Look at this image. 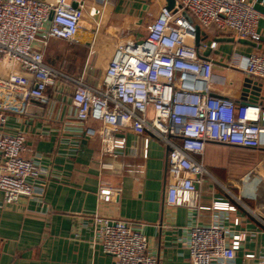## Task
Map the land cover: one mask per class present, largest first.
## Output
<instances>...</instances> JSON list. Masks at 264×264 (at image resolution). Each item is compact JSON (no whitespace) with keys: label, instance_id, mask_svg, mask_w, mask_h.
I'll return each mask as SVG.
<instances>
[{"label":"built area","instance_id":"1","mask_svg":"<svg viewBox=\"0 0 264 264\" xmlns=\"http://www.w3.org/2000/svg\"><path fill=\"white\" fill-rule=\"evenodd\" d=\"M110 1L0 0V189L4 202L15 203L23 196L43 200L46 187L39 180L42 167L23 154L25 134L2 130L8 111H27L33 101L48 103L49 86L57 94L70 90L77 119L85 125L86 134L100 137L104 154L116 156L125 147L124 129L146 135L145 154L148 132L157 134L168 147L167 204L219 212L209 225L188 227L184 242L193 264H236L241 250L246 262L264 264L262 208L224 186L222 194L214 193L210 205L200 203V184L211 176L203 157L206 142L263 153L264 107L259 101L237 102L215 94L213 83L225 80L216 75L212 54L205 52L214 53L219 41L201 35L196 45L197 25L204 29L215 24L220 31H233L239 37H258V21L264 14L252 0L164 4L144 35L138 38L137 30L123 32L99 86L87 80L85 70L73 75L47 62L45 49L51 38L77 41L87 8L96 5L94 14L100 15ZM244 69L264 82V53L247 56ZM255 168L264 180V158ZM213 180L214 186L218 181ZM119 193L118 187L99 190L105 200ZM224 194L232 200L224 199ZM93 238L112 256L109 264H159V254L149 248L147 236L127 219L94 214ZM248 242L256 247H246Z\"/></svg>","mask_w":264,"mask_h":264},{"label":"crops","instance_id":"2","mask_svg":"<svg viewBox=\"0 0 264 264\" xmlns=\"http://www.w3.org/2000/svg\"><path fill=\"white\" fill-rule=\"evenodd\" d=\"M169 1L152 0L143 9V3L137 0H111L102 6L100 15L94 14L98 9L96 5L89 6L88 10H94V20L100 18L116 30L114 34L120 33L114 52L124 31L137 30V23L147 26ZM252 1L264 14V0ZM203 30L208 40L219 41L214 53L205 52L207 56L212 54L214 71L225 80H216L213 92L241 102L243 79L247 74L246 57L264 53V15L258 21V37H239L233 31H220L215 24ZM97 53L93 48L90 54L96 56ZM90 60L91 57L84 69L87 80L91 73ZM104 71L91 84L101 85ZM83 73L70 72L73 75ZM48 93V103L33 101L27 111H8L2 127L4 132L25 134L23 154L42 167L39 180L46 187L43 200L23 196L15 203H5L4 192L0 189V264L111 263L112 256L93 238V215L97 213L129 220L147 236L149 248L159 254V264H193L184 242L189 235L188 227L209 225L219 212L167 204L166 143L157 134L148 132L149 145L145 154L146 135L127 128L121 133L126 137L125 147L116 156L104 154L100 137L86 134L85 125L77 119L70 100L71 91L57 94L49 86ZM259 102L264 107V98ZM203 157L211 176L200 184V203L210 205L216 198L214 193L222 194L224 187L235 192L233 187L242 183L251 167L264 158V152L208 140ZM139 168L142 171H137ZM213 179L219 185H211ZM104 186L118 187L119 195L111 200L101 198L99 190ZM235 193L247 200L243 194ZM223 198L232 200L225 194ZM253 198L252 202L247 201L264 210V196ZM237 212L241 213L242 209ZM260 241H264V237ZM246 247L255 248L256 243L248 242ZM243 254L242 250L238 252L236 264H250Z\"/></svg>","mask_w":264,"mask_h":264},{"label":"rangeland","instance_id":"3","mask_svg":"<svg viewBox=\"0 0 264 264\" xmlns=\"http://www.w3.org/2000/svg\"><path fill=\"white\" fill-rule=\"evenodd\" d=\"M93 12L94 10H88L87 8L81 28L82 32L80 31V37L78 35L79 41L71 43L65 40H52L49 42L46 52L48 59L60 69L69 73L83 72L91 57V73L88 75V80L92 83L102 75L111 58L114 45L120 37V33L118 36L114 34L116 30L113 31V28L106 25L102 19H100L98 25L96 20L93 19ZM135 26L139 31L138 38L146 33V24L137 23ZM93 48L98 51L96 56L90 54ZM249 172L242 179V183L236 184L232 190L243 194L249 202H252L253 197L264 196V180L260 178L255 166L251 167Z\"/></svg>","mask_w":264,"mask_h":264},{"label":"water","instance_id":"4","mask_svg":"<svg viewBox=\"0 0 264 264\" xmlns=\"http://www.w3.org/2000/svg\"><path fill=\"white\" fill-rule=\"evenodd\" d=\"M143 3V9H146L152 0H137ZM173 0H170L167 5L168 7H172ZM75 6L77 5L76 2L73 3ZM186 15L189 17V14L186 12ZM52 17V13L50 18ZM201 35L205 36V31L201 29L199 25H197V37H196V45H199ZM242 101L241 102H256L259 101L260 98H264V82L253 77L250 74H246L243 79V86H242Z\"/></svg>","mask_w":264,"mask_h":264},{"label":"trees","instance_id":"5","mask_svg":"<svg viewBox=\"0 0 264 264\" xmlns=\"http://www.w3.org/2000/svg\"><path fill=\"white\" fill-rule=\"evenodd\" d=\"M66 41H67V40H66ZM46 52H47V47H46V49H45V58H46L49 62H51V63L54 64V62H52L50 59L47 58V56H46L47 53H46ZM51 63H50V64H51ZM55 65H56V64H54V66H55Z\"/></svg>","mask_w":264,"mask_h":264}]
</instances>
